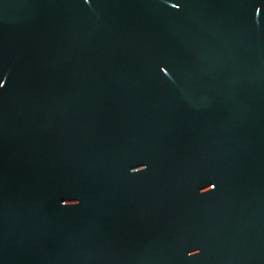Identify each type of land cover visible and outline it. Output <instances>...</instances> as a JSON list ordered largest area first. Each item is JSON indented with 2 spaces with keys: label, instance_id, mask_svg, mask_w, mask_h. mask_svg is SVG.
Returning a JSON list of instances; mask_svg holds the SVG:
<instances>
[{
  "label": "water",
  "instance_id": "water-1",
  "mask_svg": "<svg viewBox=\"0 0 264 264\" xmlns=\"http://www.w3.org/2000/svg\"><path fill=\"white\" fill-rule=\"evenodd\" d=\"M0 264H264V0H0Z\"/></svg>",
  "mask_w": 264,
  "mask_h": 264
},
{
  "label": "clouds",
  "instance_id": "clouds-1",
  "mask_svg": "<svg viewBox=\"0 0 264 264\" xmlns=\"http://www.w3.org/2000/svg\"><path fill=\"white\" fill-rule=\"evenodd\" d=\"M3 85H2V83H0V87H2Z\"/></svg>",
  "mask_w": 264,
  "mask_h": 264
}]
</instances>
